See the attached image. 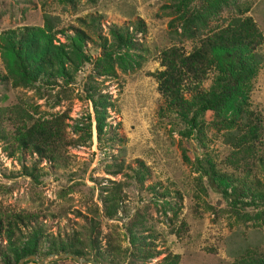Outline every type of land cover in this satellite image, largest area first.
Segmentation results:
<instances>
[{
  "label": "rangeland",
  "instance_id": "374dc122",
  "mask_svg": "<svg viewBox=\"0 0 264 264\" xmlns=\"http://www.w3.org/2000/svg\"><path fill=\"white\" fill-rule=\"evenodd\" d=\"M90 16L99 29L89 27ZM241 16H250L263 36L246 99L261 117V136L244 157L233 145L243 121L241 91L218 117L199 114L198 128H191L194 108L186 117L169 110L152 76L162 69L163 50L189 52ZM111 26L122 27L133 47H115ZM44 27L51 53L70 57L57 66L67 77L27 81L13 51L0 49V109H25L28 125L64 115L72 145L59 165L30 151L13 153L15 126L0 118V212L33 213L41 232L37 243L23 230L18 245L34 244L44 257L53 241L91 235L118 264H159L168 253L179 255L178 264H234L237 255L264 261V0H0V38ZM76 29L87 38L79 42ZM213 59L200 91L227 69L228 61ZM92 95L105 106L99 136ZM184 97L191 99L190 92ZM220 187L242 192L228 196ZM107 240L119 251L110 252ZM3 243L0 264H17Z\"/></svg>",
  "mask_w": 264,
  "mask_h": 264
},
{
  "label": "trees",
  "instance_id": "16d2710c",
  "mask_svg": "<svg viewBox=\"0 0 264 264\" xmlns=\"http://www.w3.org/2000/svg\"><path fill=\"white\" fill-rule=\"evenodd\" d=\"M88 19L89 27L94 30L99 29L96 17L90 16ZM81 22L85 21L81 19ZM45 32H47L46 27L23 28L17 31H6L1 35V51H13L18 71L27 81L36 82L44 77L50 82L53 81L52 77L57 75L66 76V73L58 71L57 66L64 61L63 58L70 60V57L62 52L51 53L49 50L51 37L49 33ZM75 33L79 42L87 38L80 29H76ZM108 33L113 38L115 47L126 49L133 47L132 39L122 27L111 26ZM262 43L263 36L250 16L234 17L226 26L206 34L189 52L177 47L163 50L160 53L162 69L152 73L157 82V90L169 110L186 117L194 108L193 116L189 119L191 128H198L196 119L199 114L209 111L218 117L219 112L226 107L231 98L241 91L243 99L237 108L241 110L243 121L240 133L235 138L233 145L234 152L242 154L243 157L244 153L251 152L252 146L260 141L261 136V117L246 106V99L250 91L251 80L259 69L260 59L257 50ZM103 54L109 56L111 52L105 51ZM215 56L228 61L227 69H222L221 73L217 74L214 84L209 90L200 91L198 88L206 79ZM112 71L110 66L105 69L106 73ZM185 90L190 92L191 99L184 97ZM89 99L94 106L96 129L99 136L103 130L105 115L104 109L101 111L100 107L105 106L101 105L102 103L94 95L89 96ZM1 117L8 118L15 126L12 133L13 153L15 151H30L48 162L58 165L65 164L64 153L72 145V140L67 135L68 125L64 115L34 121L28 125L30 116L27 111L20 107H12L0 109ZM229 122L232 124V121ZM85 134L88 138L90 137V127ZM259 163L264 174V159L259 160ZM219 181L223 186L225 181L222 176ZM218 190L228 196L242 192L237 187H234L233 194H229L227 189H222V187ZM243 191L245 190L243 189ZM34 225H37V216L33 213L0 212V252L4 248L2 247L4 242L3 245L8 247L15 262L27 255H37L36 245H18L23 230L32 231L35 241L39 242L41 232L34 228ZM131 236L134 238L133 234ZM83 240L73 236L65 242L53 241L46 254L70 252L83 258L94 259L100 264H118L110 259L106 252L98 248L96 237L88 235L87 239ZM107 244L110 252L119 251L109 240H107ZM234 259V264H264V261L260 260L245 261L242 255H237ZM179 260L178 254L168 253L159 261V264H178ZM125 264L135 263L130 260Z\"/></svg>",
  "mask_w": 264,
  "mask_h": 264
},
{
  "label": "water",
  "instance_id": "95a60500",
  "mask_svg": "<svg viewBox=\"0 0 264 264\" xmlns=\"http://www.w3.org/2000/svg\"><path fill=\"white\" fill-rule=\"evenodd\" d=\"M61 259H70L75 261L77 264H100L99 262L95 261L94 259H87L80 256H77L73 253L66 252V253H59V254H50L44 257H38L37 255H27L22 257L18 260L17 264H24L27 261H34L38 264H45L48 262H52L55 260Z\"/></svg>",
  "mask_w": 264,
  "mask_h": 264
}]
</instances>
